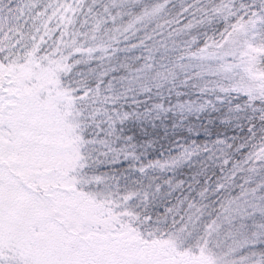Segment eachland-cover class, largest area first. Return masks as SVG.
<instances>
[{"label": "snow or ice", "instance_id": "obj_1", "mask_svg": "<svg viewBox=\"0 0 264 264\" xmlns=\"http://www.w3.org/2000/svg\"><path fill=\"white\" fill-rule=\"evenodd\" d=\"M0 264H264V0H0Z\"/></svg>", "mask_w": 264, "mask_h": 264}, {"label": "trees", "instance_id": "obj_2", "mask_svg": "<svg viewBox=\"0 0 264 264\" xmlns=\"http://www.w3.org/2000/svg\"><path fill=\"white\" fill-rule=\"evenodd\" d=\"M181 99H185V97H181ZM169 117H171V113L169 114ZM189 121L193 120V117L188 118ZM201 122H203V117H201ZM164 123L168 125V129L171 128V119L165 120ZM159 125V121L157 122ZM144 127L148 130V133L150 136L154 137L155 139L160 141V144L164 145V147H168L170 143V137H171V132L166 130L165 127H157L153 129L150 125H144ZM232 134V133H229ZM185 136H187V133H184ZM148 137H143V139H147ZM209 137H206L203 132H201L198 136L195 137H189V139H196L198 142L203 141L205 139H208ZM161 155V150L160 147L157 146L155 150L149 149L147 153V159H157L160 158Z\"/></svg>", "mask_w": 264, "mask_h": 264}]
</instances>
